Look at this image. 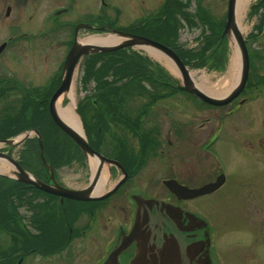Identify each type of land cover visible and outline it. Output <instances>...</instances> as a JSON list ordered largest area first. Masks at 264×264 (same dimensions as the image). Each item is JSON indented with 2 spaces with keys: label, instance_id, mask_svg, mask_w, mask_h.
Instances as JSON below:
<instances>
[{
  "label": "flooded vegetation",
  "instance_id": "flooded-vegetation-1",
  "mask_svg": "<svg viewBox=\"0 0 264 264\" xmlns=\"http://www.w3.org/2000/svg\"><path fill=\"white\" fill-rule=\"evenodd\" d=\"M27 1L9 0L3 8V18L8 22L16 21L26 10ZM76 1L69 0L67 6L55 10L54 17L79 12ZM100 1L101 6H107L102 0ZM34 5L36 11L38 8L36 1ZM3 9L0 10V20ZM80 13H82L81 20L71 26L73 27L70 32L72 45L81 31L90 30L85 28V25L88 24L86 16L91 14L87 11ZM261 25L264 27V13L259 16L255 28L250 33L251 41H255L264 34V31L259 29ZM244 42L249 65L247 79L241 92L226 104L212 105L182 90L172 95L171 82L166 78H154L153 85L160 84L166 87V90L157 87L159 92L150 94L147 103L141 108L139 105L136 108L131 107L142 98L140 94H136V90H140L138 80L132 84L133 94L115 96V110L111 109L106 102L105 107L110 110L100 113L103 122L100 132L109 134V130L117 129L122 133H118V140L113 144H107L108 147L105 142L101 144L88 141V144L105 158L106 161L103 162L102 167L106 166L109 178L115 181L114 186L117 183L119 185L108 197L92 201L61 199L59 196L37 190L10 175H0V228L4 226L5 231L2 233L3 236L0 235L2 238V241L0 239V264H23L30 258L28 255L33 251L42 252L39 249L46 246V238L52 239L55 244L58 239L57 232L54 233V231L60 229L56 230L58 226L70 232V239L64 238L62 242L64 248L74 239L81 240L80 237L84 236L89 229L91 231L97 228L94 226L99 227L104 237L108 234L106 252L99 264H219L214 253L216 231L214 232L212 226L196 213V203L218 192L227 181L224 166L216 160V147L225 141L224 135L227 134L230 136L228 138L237 140L236 133L244 130L248 138H242V141L237 140L238 145L241 146L240 143L249 145L251 151L257 152V157L261 156L260 164L264 165V117L259 118L253 112L254 107L259 108L260 105H263L261 109L264 112V101L260 100L261 90H264V74L258 76L255 73V71H264V47L260 50L253 49L248 36ZM8 43L0 44V56ZM1 65H5L4 62ZM3 68L6 70L0 71V130L2 133H8L10 129L15 130L18 126H24L26 102L35 94L19 85L16 78L11 77L16 74L12 68L9 70L7 64ZM61 77L62 73L54 80L52 79L47 88L40 92L34 91L36 95H39L36 101L46 104L48 108V102L59 87ZM17 91L24 93L17 94ZM12 96L16 97L17 105L10 103ZM105 97L110 98L111 95ZM174 97L176 99L173 100ZM92 101L94 102V99ZM129 101L131 106L128 105ZM256 102L260 103L251 109L250 105ZM156 105H160L164 110H156ZM173 106L183 107V117L173 118L169 111ZM40 109L42 110L43 106ZM160 112L169 124L164 134L161 131ZM238 118L241 121H238ZM248 121L249 125H247ZM147 122L152 124L151 127L146 128ZM10 123L14 125L9 126ZM32 130L39 133L37 129ZM252 130L255 140H250L252 137H249ZM125 136L130 141L127 142ZM11 138L13 137L6 139ZM6 139L0 138V140ZM92 139H94L93 136ZM29 140L23 141L24 147L20 150L21 158L17 160L5 151L0 153L10 156L23 170L28 171L30 149H32L31 157L35 160V165L38 166L39 162H42L40 157L39 161L37 160L35 150L37 139L31 137ZM28 145L32 147L28 148ZM69 145L70 153L73 156L75 154L79 156L73 157L72 162L83 161L86 166L89 165L88 158L83 155L78 146L74 142ZM263 165L262 172H264ZM37 170L41 171V168L36 167V171L32 169L36 180L46 184L52 183L50 173L46 174L43 169V172L36 174ZM158 180L160 186H155ZM141 181L149 184L139 185ZM166 181L177 182L188 190H198L216 183L218 187L209 194L192 198L183 194V198H180L165 186ZM64 206L70 210V221L61 225L59 218L66 213L63 212ZM47 208L51 211L44 212ZM253 215L258 214L254 212ZM259 217L264 218V209L259 212L258 219ZM256 220H252L250 226L262 230L263 228L257 226ZM76 230H78L77 234H74ZM250 235L252 236L251 233ZM259 236L263 237L262 234ZM55 256L51 254L45 258L54 262Z\"/></svg>",
  "mask_w": 264,
  "mask_h": 264
},
{
  "label": "rangeland",
  "instance_id": "rangeland-1",
  "mask_svg": "<svg viewBox=\"0 0 264 264\" xmlns=\"http://www.w3.org/2000/svg\"><path fill=\"white\" fill-rule=\"evenodd\" d=\"M8 1L9 0H0V10L6 6ZM35 1L36 5H38L36 11L34 10ZM102 1L107 4L106 7L101 6L102 2L100 0H77V9H79V12L75 14L69 13L67 16L61 15L60 17H54L55 10L63 6H67L69 0H28L27 3H25L26 10L23 12L22 16L18 17L16 21L12 20L9 22L6 21L7 19L5 20L3 18V9L0 20V44L2 42L9 43L6 46L4 53L0 56V71L6 70V68H3L6 64L9 70L12 68L16 74H13L11 77L16 78L19 85H22V87H25L28 91L35 94L29 98V100L35 101L39 95H36L34 91L40 92V90L47 88L52 79L54 80L57 75H60L63 72V61L73 46L71 44L72 33H70L72 32L73 27L71 26L81 20L80 15L82 13L80 12L82 11H87L91 14L90 16H86V19L88 20L86 22L93 26V28L81 31L76 38L78 41L86 39L89 35L90 37H96L110 34V30L130 33L126 30L131 26L136 25H147L148 27H151L155 25V22L161 18L162 15H165L166 11L167 17H171L170 22L174 20L178 27L177 39L180 46H182L181 48L183 50H188L190 48L195 49L199 46L197 42L199 39L198 37H201L202 35V28L197 23L193 27L186 25L182 16L178 15V12L176 11H173L171 14L168 11V8L172 0ZM179 1L183 2L184 0ZM188 1L189 6L186 8V12H188L192 17H199L205 14L216 23H222L223 32L227 16L228 0ZM263 2L264 0H249L242 18L236 21V25L240 22L244 28L240 31L244 39L248 36L252 48H258V50L264 47V34L255 41H251L252 36H250V33L255 28L254 26L257 24L259 16L264 13V7L257 11ZM196 5H198V10ZM52 18L57 19L52 20ZM102 28H104V30ZM261 29L264 31V27ZM218 31H220V29H218ZM139 36L145 37L144 35ZM223 41L225 45L222 46V49L226 57L224 70L221 72L208 71L206 68H193L189 70L194 81L196 83L200 81L206 87L205 93L208 95L211 94L212 91L226 89L233 81L235 84V78H227V76L229 77L233 74V72L234 76H236V71L231 69L233 60L237 61H235V64L239 62L240 72L241 60L238 52V55H235L237 44L234 37L232 35H229V37L226 36ZM218 44L221 45L220 42H218ZM120 50H129L130 52L136 51L140 53L144 57L148 58L150 63H152V71L161 70L166 74V78H169L172 81L171 84L173 83L175 87L178 85V81L181 83V79L170 72L165 60L158 58V54L154 55L151 52L143 51L138 48H124ZM175 53L177 54V52ZM90 55L92 54L85 55L77 67L71 90H73L75 101V107L73 110L77 107V110L80 111V113H78L82 122H87L89 118V121H94L95 123V112L92 108V106H94V102L92 101V97H89L93 93L94 84L93 82H89L85 87H83L80 83L81 76L83 74V61ZM3 62L5 65H1ZM239 72L237 78H239ZM255 73L260 76L264 74V71H255ZM201 77L204 79H201ZM138 87L140 90H136V94H140L142 98H140L138 103H134L132 106L129 101L128 105L132 108H136L137 105L141 108L142 105L147 103L148 97L151 96L150 94H153L155 91L159 92L157 87L166 90V87L161 86L160 84L154 86L153 83H148L145 80H141ZM20 93L24 92L17 91V94ZM261 93L262 96L260 100L264 101V90H261ZM130 94L133 93L131 92ZM18 99L19 98H17V100ZM174 99H176V97H174L173 100ZM15 100L16 97L12 96L10 103L12 105H17L18 102ZM259 103L260 102H256L253 105L251 104V109ZM62 106H71V100L67 97V94L64 95ZM261 106L263 105H260L259 108L254 107L253 110V112L256 113H254L255 116H258L259 118L264 117V112H262L263 109H261ZM101 107L102 112L108 109L105 105ZM155 107L156 110H164L163 107H160V105H156ZM169 111H171L173 118L177 119V116L180 118L183 117V107L178 108L173 106L169 109ZM159 116L161 118V131L164 134L165 128L169 124L164 119V115L161 112L159 113ZM238 121L241 120L238 118ZM154 123L155 121L153 124ZM245 123L243 124L246 125ZM151 125L152 124L147 122L146 128L148 126L151 127ZM247 125H249V121ZM118 133L121 134L122 132L117 129L109 130V134L101 131L100 137L96 142H100L101 144L105 142L106 147H108L107 144H113L118 140ZM224 136L226 137L225 141H222L216 147V160L221 166H224V171L227 173V181L224 187L218 192L207 196L196 203V213L212 226L214 232L216 231V233H214V243L216 244V250L214 253L216 254V259L219 264H264V253L261 254L264 252V218L259 217L258 219L259 212L264 209V172L261 171L263 169V164H260V152V157H257V152L251 151V147L249 145H244L240 142L241 146L238 145L237 140L242 141V138L244 139L248 136L244 130H240L239 133H236L235 137L237 140L234 138H228L230 136L227 134ZM249 137H252V139L249 138L250 140H255L253 139V130L249 134ZM93 138L95 139V137ZM126 139L127 142L130 141L128 137H126ZM15 140L16 138H13L6 144H1L0 151H5L11 154L12 158L17 160L18 158H21L20 150L24 146H22V143H19L18 139V142H15ZM101 146L105 147V145ZM29 147L31 146L28 145V148ZM28 162L30 163L27 165V172L31 173L30 170L33 169L34 166L31 165V160ZM79 162L80 161H73L68 166L55 169V178L57 182L70 189L80 190L85 188L94 174V170L97 167V161L94 162V166L90 162V157L88 158L89 165L87 166L83 163V161ZM33 163L35 162L33 161ZM39 163L40 165L38 164L37 167L41 168L42 172L43 169L46 174H49L52 171L49 168L50 166H48V163ZM149 167L151 168V166ZM41 171L37 170L35 173L40 174ZM107 172L106 166L102 167L100 176L102 180H105L100 184L101 190H99V193L101 191L103 192L105 189L107 190L108 188H112L115 184V181L109 178ZM145 172L147 173V169ZM138 184L144 186V184L149 183L141 181ZM155 186H160L159 180L155 182ZM60 208H62V205H60ZM49 211H51L50 208L44 210V212ZM69 212L70 210L67 207L66 213L64 215H60L59 220L61 225L66 224L68 220L70 221ZM254 212L258 215H253ZM254 219H257L256 224L260 228H263L262 230L255 227L252 228L253 226H250V223H252V220ZM94 227L97 228H94L91 231H89V229L84 236L80 237L82 238L81 240L79 238L78 240L74 239L65 248L62 246V242L64 238L70 239V232L68 230H64L62 226L56 227V230L57 228H60L58 231H54V233L57 232L56 238L58 241H55L54 244L52 239L45 237L47 239L46 246L43 248L39 247V250L42 252L33 251L28 255L30 258L25 260L23 264H99L100 259L106 252L107 247L105 245L108 240L107 236L109 235L106 234L104 237L99 227ZM248 228L251 229L248 230ZM77 231L78 230H76V233L74 232V234H77ZM2 233H5L4 226L0 228L1 236H3ZM54 233L52 235L53 238L55 237ZM261 234L263 237L259 236ZM73 238H75V235H73ZM51 254L56 255L54 262L49 260V258H45Z\"/></svg>",
  "mask_w": 264,
  "mask_h": 264
},
{
  "label": "trees",
  "instance_id": "trees-1",
  "mask_svg": "<svg viewBox=\"0 0 264 264\" xmlns=\"http://www.w3.org/2000/svg\"><path fill=\"white\" fill-rule=\"evenodd\" d=\"M188 6V0H184L183 2L172 0L168 11L171 14L173 11L178 12V15L182 16L186 25L193 27L197 23L202 28L203 31L201 37L198 39L199 47L197 50H183L181 48L182 46H180L177 39L178 27L174 20L170 22L171 17H167L166 11L165 15H162V17L155 22V25L151 27L147 25L131 26L126 31L132 34L144 35L145 37L175 49L183 64L191 69L206 68L208 71L221 72L225 68V54L222 49L225 43L223 41L222 44L219 45L218 42L220 40L223 24L216 23L205 14L199 17H192L185 11ZM262 7H264V2L257 11ZM196 8L198 10V5H196ZM261 28L262 25L259 26V29ZM218 29H220V31H218ZM151 67L152 63H150L148 58L136 51L130 52L129 50H118L106 54H92L84 59L82 65L83 74L80 83L83 87L89 82H93L94 84L93 93L90 97L94 99V106H92V108L95 112V123L94 121H89V118L87 122L83 121L85 133L88 136V140L90 139L89 143L97 141L101 134L100 129H102L103 123L100 114L102 110L101 106L108 102L111 109L113 108V110H115V96L130 94L132 92L131 86L135 80H138V82L145 80L148 83H153L154 78H166V74L161 70L152 71ZM166 79L172 82L169 78ZM171 89L172 94L178 92V89H176L173 83L171 84ZM110 95V98L105 97ZM107 99L108 101H106ZM41 106H43L42 110L40 109ZM78 112L80 113V111ZM25 114L26 123L24 126H18V129L15 130L10 129L8 133H2V130H0V138L6 139L14 137L26 130L37 129L43 144L45 160L53 169L68 166L71 164L73 157H79L76 154L73 156V154L70 153L71 149L69 143H72V141L52 121L47 111L46 104L36 100H28L26 102ZM13 125L14 123L9 124V126ZM92 136L95 137V139L91 140ZM36 146H38L37 142ZM31 152L32 149L28 152V160H31V165L34 166L35 163H33V161L35 162V160L31 157ZM37 160L39 161V152H37ZM66 211L67 208L64 206L63 212Z\"/></svg>",
  "mask_w": 264,
  "mask_h": 264
},
{
  "label": "water",
  "instance_id": "water-1",
  "mask_svg": "<svg viewBox=\"0 0 264 264\" xmlns=\"http://www.w3.org/2000/svg\"><path fill=\"white\" fill-rule=\"evenodd\" d=\"M235 4H236V0H228L227 16H226L224 30L221 34L220 42H222V40L226 36L229 37V35H232L234 37L237 44V52L240 55V60H241L240 76L238 79V83L234 86L233 91L223 100L214 98L210 94L208 95L202 92L194 83V80L191 77L188 68L182 63V61L177 56V54L169 47L159 42H156L152 39L145 38L139 35L117 31V30H110V34H107L110 37V39L107 40L105 43L99 45L75 40L73 46L71 47L70 51L68 52L65 58L60 85L57 88V90L53 93V95L51 96L48 102V110L51 118L53 119L55 124L78 146V148L86 157L90 156L92 158L97 159L99 165L101 166L102 163L105 162L106 160L103 156L95 152L89 146L87 139L85 137V133L81 121L79 120V126H80L79 130L69 126L60 117L57 111L56 103L61 95L71 91L72 83L74 80V75L76 73L77 67L79 66L82 58L85 55L113 52L124 48H138L143 51L156 53L161 56L163 55L166 59L170 60L172 64L175 66V68L179 71L181 75V83L178 81V87L181 90L186 91L212 105L218 106L228 103L230 100L234 98V96H236L241 92L243 86L245 85L249 70L247 50L245 47L243 36L241 35V32L239 31L236 25ZM85 27L92 28L90 25H85ZM75 114L79 119L76 108H75ZM32 133H34L38 137L40 157L42 162L45 163L42 153L43 146L41 140L39 139V133L36 130H33ZM0 158L4 159L7 162H10L12 166L15 168V176H12V178L30 184L46 193L59 196L61 199L66 198V199L78 200V201L101 200L108 197L119 186L117 184L106 194L98 193L93 195L94 192L93 188L97 184V180L99 178V173H100L99 172L100 169H98L96 173L93 175L92 179L90 180L88 186L83 189L75 190L61 186L51 187L34 179L31 174L23 170L16 161H14L11 157L7 156L6 154L0 153ZM50 175L53 180L52 171L50 172ZM164 184L173 194H175L180 198H183V194L188 196V198L209 194L218 187V183H216L211 186L209 185L204 186L198 190H188L186 188H183V186L179 185L177 182L174 181H166L164 182Z\"/></svg>",
  "mask_w": 264,
  "mask_h": 264
},
{
  "label": "bare ground",
  "instance_id": "bare-ground-1",
  "mask_svg": "<svg viewBox=\"0 0 264 264\" xmlns=\"http://www.w3.org/2000/svg\"><path fill=\"white\" fill-rule=\"evenodd\" d=\"M249 0H237V3H236V21H238L240 18H242V15L243 13L245 12V9H246V5L248 3ZM237 26L239 28V30L241 31L242 29H244L242 27V25L240 24V22L237 23ZM110 37L108 35H104V36H96V37H90V38H87V39H84L82 41L84 42H88V43H91V44H95V45H99V44H102V43H105L107 40H109ZM237 49H235V55L237 56ZM154 55H157L156 53H152ZM158 58H161V59H164L165 60V63L168 67V69L170 70V72L172 74H174L176 77L180 78L181 79V75L179 73V71L175 68V66L172 64V62L168 59H166L165 57L161 56V55H157ZM236 61V60H235ZM234 60L232 61V64H231V69L232 70H235L236 71V76H234V72L233 74H231L229 77L227 76V78H235L237 80V76H238V72H239V62L237 64H235ZM203 76V75H202ZM192 77V75H191ZM193 78V77H192ZM201 79H204L203 77H201ZM196 83V82H195ZM199 83V84H198ZM196 83V85L198 87H201L203 90H205V86L202 84V82H198ZM234 84V81L232 82V84L227 87L226 89H218V90H215V91H210L212 94L214 95H217V96H222L224 94L227 93V91L230 89V87ZM67 94V97L71 100V106H68V107H63L62 106V101H63V98H64V95H61L58 100H57V103H56V107H57V111L60 115V117L63 119V121H65V123H67L69 126L79 130V119L77 117V115L75 114V109L73 110V108L75 107V101H74V93H73V90H71L70 92L66 93ZM49 113V111H48ZM50 116V114H49ZM51 118V116H50ZM52 119V118H51ZM53 121V119H52ZM54 122V121H53ZM55 123V122H54ZM30 135V133H26L24 135H22L21 137L18 138V140H25V138H28L26 136ZM30 141V140H28ZM72 141V140H71ZM88 137H87V142H88ZM15 142H18L17 140H15ZM73 142V141H72ZM35 150H36V154L38 152V146L35 147ZM90 162L91 164L94 166V160L93 159H90ZM96 166V165H95ZM37 166L34 165V168L33 169H36ZM32 169H31V173H32ZM35 172V171H34ZM53 172V170H52ZM55 173V172H54ZM0 175H10L11 177L12 176H15V168L12 166V164L10 162H7L5 161L4 159H1L0 158ZM32 175V174H31ZM32 177L34 178V176L32 175ZM35 179V178H34ZM105 180V179H104ZM102 180L101 176H99L98 180H97V184L94 186V192H93V195L95 194H98L99 192V188L101 187V183L104 181ZM39 181V180H38ZM41 182V181H40ZM51 184H46L45 182L43 184H46V185H49L51 187H56V186H61V187H65L63 185H61L59 182H57L56 178L54 177L53 175V180H51ZM32 186V185H31ZM88 186V185H87ZM86 186V187H87ZM34 187V186H32ZM36 188V187H34ZM67 188V187H66ZM37 190H40L38 188H36ZM70 189V188H69ZM77 190V189H75ZM1 216H3L1 214ZM1 241H2V238H0Z\"/></svg>",
  "mask_w": 264,
  "mask_h": 264
}]
</instances>
